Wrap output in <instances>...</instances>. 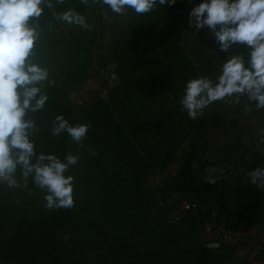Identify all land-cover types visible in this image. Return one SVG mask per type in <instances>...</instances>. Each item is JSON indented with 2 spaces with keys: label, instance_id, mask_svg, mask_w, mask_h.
<instances>
[{
  "label": "trees",
  "instance_id": "16d2710c",
  "mask_svg": "<svg viewBox=\"0 0 264 264\" xmlns=\"http://www.w3.org/2000/svg\"><path fill=\"white\" fill-rule=\"evenodd\" d=\"M195 1L158 4L143 15L126 8L128 24L114 26L104 18L102 8L111 10L102 3L89 0L85 6L79 0H65L56 6L57 11L76 8L92 28L53 21V30L45 32L41 59L56 84L46 88L49 100L35 114L41 131L33 139L38 152H52L61 159L67 153L79 155L77 165L66 173L75 177V206L46 210L44 193L31 179L26 189L0 185V264H239L234 256L241 248L223 243L209 247L207 243L218 241L213 236L193 247L180 246L193 237L195 227H205L203 220L214 201L227 210L239 207L247 226L264 232V188L252 184L248 176L244 180L234 176L231 146L228 156L212 161L200 157L199 151L205 154L214 138L208 140L205 123L189 119L179 104L187 80L212 78L216 69L207 57L196 64L181 46L184 22ZM104 31L114 35L108 50L118 83L107 97L88 96L78 105L73 98L82 85L92 84L90 65L95 49L102 47ZM239 52L247 49L233 45L228 53ZM249 107L246 124L255 128L261 119L264 128L263 110L251 102ZM58 114L70 124L91 125L82 146L66 132L51 136ZM194 133L201 142L193 143L178 160L177 153ZM244 142L238 131L231 143H237L243 154L258 156ZM150 174L160 176L152 188L145 182ZM210 176L214 184L208 182ZM176 194L191 197L202 217L188 211L178 216ZM254 259L263 262L264 254Z\"/></svg>",
  "mask_w": 264,
  "mask_h": 264
},
{
  "label": "clouds",
  "instance_id": "9594fccd",
  "mask_svg": "<svg viewBox=\"0 0 264 264\" xmlns=\"http://www.w3.org/2000/svg\"><path fill=\"white\" fill-rule=\"evenodd\" d=\"M64 3L65 0H0V185L26 189L31 179L33 186L44 193L43 207L49 211L70 210L75 206V177L66 173L77 165L80 157L67 153L61 159L52 152H38L33 139L41 131L35 114L49 100L46 88L56 84L41 59L45 32L53 30V21L84 30L92 28L76 8L56 10L57 5ZM79 3L87 6L89 0ZM92 3H102L115 14H123L130 8L143 15L158 4L171 6L176 0H92ZM188 25L197 31L210 29L222 52H229L233 45L247 49L246 53L228 55L214 80L198 76L185 82L179 104L188 118L197 120L218 101L237 105L241 97L254 103L257 110H264V0H201L189 12ZM247 111H252L251 107ZM90 127V124H70L64 115L58 114L50 134L59 137L66 132L82 146ZM258 137V144H264V129L258 130ZM247 176L252 184L264 188V167L252 169ZM208 182L214 184L216 180L210 176Z\"/></svg>",
  "mask_w": 264,
  "mask_h": 264
},
{
  "label": "rangeland",
  "instance_id": "374dc122",
  "mask_svg": "<svg viewBox=\"0 0 264 264\" xmlns=\"http://www.w3.org/2000/svg\"><path fill=\"white\" fill-rule=\"evenodd\" d=\"M184 1L190 3L193 0ZM193 30L191 31L190 29H188V26H186V29L182 31L183 40L181 41V46L183 47L184 51L188 54V56H190L191 59L198 65L201 64L203 58H210L212 63L216 65L215 71L211 73L212 76L215 78L219 72V68L223 60H225L230 54L228 52L226 53L219 50V45L215 42L214 35H205L204 38L206 40H203L202 37L200 38L198 36H196L194 39L193 34L199 35L201 33V30ZM107 33L108 32L104 31L103 35H101L100 42L102 47H98L97 49H95L93 62L90 65L93 80L91 81L92 84L87 83L82 85L79 89H77L75 93L73 102L77 103L78 105L84 100H86L88 96L99 98L107 97V92L118 83V79L114 73V62L110 57L111 52L108 50L109 43L114 35L110 37L107 36ZM93 90H95L94 94L88 95V93L90 94V92H93ZM248 103L249 101L246 97H241L240 103L237 105H228L225 102L218 101L206 108L204 110V116L196 120L199 122L203 121L205 123L207 133L206 138H208V140L212 138H217V142L218 140L222 141H219L221 144L218 143L219 145L217 146L215 145L214 139L213 144H211L208 152H206L207 154H203L201 153V151H199V156L201 157L204 155L205 159L207 158L212 161L218 157L228 156L229 148L231 146L234 152V154L231 155V158L235 160L232 166L235 172L237 173L234 176L242 175L243 180L247 177V174L253 165H255L256 167H264V144H258V130L264 129L262 127L263 122L260 119L261 121L259 120V123L256 125L255 128L250 126L249 123L246 124V119L244 117L248 113ZM263 113L264 110L261 114ZM244 121L245 124H243ZM238 131H241V140L245 142L247 141L246 143H244L247 144V146H249L254 152H256L254 154H258V156L253 157L251 154L248 153L243 154L242 148L237 143H231ZM198 142H201L200 136L198 133H194V135L191 136L190 139L179 150L176 158L180 160L183 155L191 148V145H193V143H196L195 145H197ZM172 169L173 168H170L169 172L172 171ZM145 182H147L148 188H152L155 186V184L160 182V176L150 174L145 180ZM230 182L233 183L234 180ZM216 197L217 192L212 195V199L215 200ZM174 199L170 198L169 201L172 202ZM209 204H206V208ZM247 230L250 234H253L257 239L264 238V232L262 228H253L252 226H247ZM193 232V237L181 243V247H193L199 241H207L210 239L211 234L206 226L202 227L201 225H198L194 228ZM254 256L255 254L253 253H248L244 250L239 249L237 250L234 258L239 264H264V261H256L254 259Z\"/></svg>",
  "mask_w": 264,
  "mask_h": 264
},
{
  "label": "built area",
  "instance_id": "2783aa9c",
  "mask_svg": "<svg viewBox=\"0 0 264 264\" xmlns=\"http://www.w3.org/2000/svg\"><path fill=\"white\" fill-rule=\"evenodd\" d=\"M232 171H230L231 173ZM179 199L177 204V214L181 211H188L194 214L198 219L202 217L198 212V204L191 197L176 194ZM160 204H163L160 201ZM208 216L204 218V225L208 228L210 234L215 237L219 243L224 245H236L248 253L264 254V239H257L247 230V217L242 215L237 207L227 210L222 202L214 201L208 208Z\"/></svg>",
  "mask_w": 264,
  "mask_h": 264
},
{
  "label": "water",
  "instance_id": "95a60500",
  "mask_svg": "<svg viewBox=\"0 0 264 264\" xmlns=\"http://www.w3.org/2000/svg\"><path fill=\"white\" fill-rule=\"evenodd\" d=\"M201 2V0H198L197 2H195L188 10V12L191 11L192 7H194L195 5H198ZM102 12H103V16L104 18L109 22V23H120L122 25H127L128 21H129V17L123 14H115L112 12H108L104 7L102 8ZM63 102H67V99L65 96H63L62 98ZM207 245L209 247H218L220 245L219 242L214 241V242H209L207 243Z\"/></svg>",
  "mask_w": 264,
  "mask_h": 264
},
{
  "label": "flooded vegetation",
  "instance_id": "af4514ba",
  "mask_svg": "<svg viewBox=\"0 0 264 264\" xmlns=\"http://www.w3.org/2000/svg\"><path fill=\"white\" fill-rule=\"evenodd\" d=\"M198 1V0H197ZM197 1H195V2H197ZM195 2H193V4L195 3ZM192 4V5H193ZM191 5V6H192ZM190 6V7H191ZM189 7V8H190ZM188 19H189V12H188V14H187V17H186V19H185V22H184V24L186 25V24H188ZM117 23V22H116ZM118 25H122V24H120V23H117ZM117 24L115 25V27L117 26ZM109 25H111V26H114V23L113 24H111V23H109ZM187 26V25H186ZM117 28V30L118 29H120V27H116ZM189 29V28H188ZM193 29H195L194 27H192L190 30L192 31ZM196 30V29H195ZM193 32H194V30H193ZM194 36H193V38L195 39V37L196 36H198V37H202L203 38V40H206L205 38H204V36L206 35V36H208V35H213L212 34V32H211V30L210 29H208L207 27H205V28H203V29H201V33L198 35V34H193Z\"/></svg>",
  "mask_w": 264,
  "mask_h": 264
},
{
  "label": "crops",
  "instance_id": "0c3cea01",
  "mask_svg": "<svg viewBox=\"0 0 264 264\" xmlns=\"http://www.w3.org/2000/svg\"><path fill=\"white\" fill-rule=\"evenodd\" d=\"M243 124H245V121H244ZM218 132H219V129H218ZM218 132H217V133H218ZM249 134H250V133H249ZM246 135H247V134H246ZM214 139H215V145L218 146L219 144H221V143H220V142H222L221 140H218V142H217V138H214ZM219 141H220V142H219ZM216 142H217V143H216ZM218 143H219V144H218ZM208 150H209V149H208ZM207 152H208V151H207ZM206 154H207V153H206ZM215 159H216V158H215ZM215 159H214V160H215ZM206 160L210 161V160L207 159V158H206ZM212 238H213V237L210 235V239H212ZM213 239H214V238H213ZM263 239H264V238H263ZM240 252H242V251H240Z\"/></svg>",
  "mask_w": 264,
  "mask_h": 264
}]
</instances>
